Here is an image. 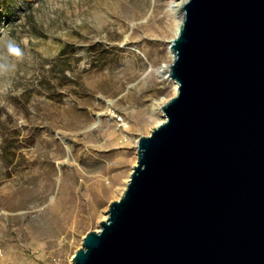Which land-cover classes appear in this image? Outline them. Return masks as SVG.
<instances>
[{
  "label": "rangeland",
  "instance_id": "374dc122",
  "mask_svg": "<svg viewBox=\"0 0 264 264\" xmlns=\"http://www.w3.org/2000/svg\"><path fill=\"white\" fill-rule=\"evenodd\" d=\"M172 1L0 0V264H70L106 218L175 94Z\"/></svg>",
  "mask_w": 264,
  "mask_h": 264
},
{
  "label": "water",
  "instance_id": "95a60500",
  "mask_svg": "<svg viewBox=\"0 0 264 264\" xmlns=\"http://www.w3.org/2000/svg\"><path fill=\"white\" fill-rule=\"evenodd\" d=\"M175 94L70 264H264V0H186Z\"/></svg>",
  "mask_w": 264,
  "mask_h": 264
},
{
  "label": "bare ground",
  "instance_id": "6f19581e",
  "mask_svg": "<svg viewBox=\"0 0 264 264\" xmlns=\"http://www.w3.org/2000/svg\"><path fill=\"white\" fill-rule=\"evenodd\" d=\"M186 0H173L168 8L169 10L175 15L177 16V21L175 22V25H174V34L172 36V38L169 40V45L171 43V40L175 37V35L177 34V31L180 27V24H181V19H182V5L183 3L185 2ZM168 45V46H169ZM167 51L169 53V55L172 57V52L171 50L169 49V47L167 48ZM158 72L161 73V75L163 77H166L167 79L171 80L174 84V90H176V82L174 80H172L169 75H168V64H163L161 65L159 68H158ZM166 101V99H160L159 101H157V103H155V109L157 110H160V106L162 103H164ZM164 119V115L163 113L161 114V119L157 122H161L162 120Z\"/></svg>",
  "mask_w": 264,
  "mask_h": 264
},
{
  "label": "clouds",
  "instance_id": "9594fccd",
  "mask_svg": "<svg viewBox=\"0 0 264 264\" xmlns=\"http://www.w3.org/2000/svg\"><path fill=\"white\" fill-rule=\"evenodd\" d=\"M8 53L14 55L15 57L19 58L22 57L23 53L21 52L20 48L17 47L14 43L10 42L8 44ZM4 65H0V69H3Z\"/></svg>",
  "mask_w": 264,
  "mask_h": 264
},
{
  "label": "built area",
  "instance_id": "2783aa9c",
  "mask_svg": "<svg viewBox=\"0 0 264 264\" xmlns=\"http://www.w3.org/2000/svg\"><path fill=\"white\" fill-rule=\"evenodd\" d=\"M115 120H116V122H117V124H118L119 126H122V127L125 126V125H124V122H123V120H122L121 117L117 116Z\"/></svg>",
  "mask_w": 264,
  "mask_h": 264
}]
</instances>
